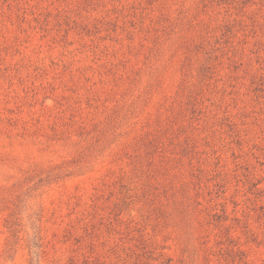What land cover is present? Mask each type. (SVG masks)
<instances>
[{"label":"rangeland","instance_id":"obj_1","mask_svg":"<svg viewBox=\"0 0 264 264\" xmlns=\"http://www.w3.org/2000/svg\"><path fill=\"white\" fill-rule=\"evenodd\" d=\"M0 264H264V0H0Z\"/></svg>","mask_w":264,"mask_h":264}]
</instances>
